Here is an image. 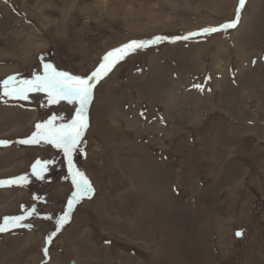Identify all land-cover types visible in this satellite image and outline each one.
<instances>
[{"label": "rangeland", "instance_id": "rangeland-1", "mask_svg": "<svg viewBox=\"0 0 264 264\" xmlns=\"http://www.w3.org/2000/svg\"><path fill=\"white\" fill-rule=\"evenodd\" d=\"M238 5L0 0V81L32 79L45 62L88 76L115 48L219 26ZM93 93L73 164L94 193L57 231L75 190L67 158L18 141L52 116L68 123L78 105L0 90V140L10 142L0 180L27 177L0 187V224L36 209L22 222L31 228L0 233V264H264V0H246L234 29L126 55Z\"/></svg>", "mask_w": 264, "mask_h": 264}, {"label": "snow or ice", "instance_id": "snow-or-ice-1", "mask_svg": "<svg viewBox=\"0 0 264 264\" xmlns=\"http://www.w3.org/2000/svg\"><path fill=\"white\" fill-rule=\"evenodd\" d=\"M245 4L246 0H239L235 19L221 24L218 28L208 27L202 29L200 32H191L184 36H156L151 40L130 41L108 52L103 57V62L99 67L88 76L72 75L66 71H58L52 63L45 62L43 63V73L35 75L32 79L19 80L13 75L0 81V90H2L3 97L28 100L30 93L43 92L46 93L49 104H59L61 101H67L69 104L78 105L75 110V116L68 123L57 124L55 123L57 117L52 116L46 121L37 123L35 126L36 131L30 137L18 141V143L23 145L39 144L41 141L46 142L59 149L67 158L68 171L71 175L75 190L68 200V211L56 221L57 231L70 220L74 205L84 197H90L94 193V189L88 178L78 168H75L73 164V155L80 150L84 133L89 126L87 110L93 99L95 82L99 81L110 72L119 60L123 59L126 55L134 53L138 49L146 48L164 40H170L171 42L189 40L197 35L211 34L216 31H227L228 29L235 28L239 23L240 13ZM41 60H43V57H41ZM194 87L199 88L201 91L204 90L202 85H194ZM141 115H143V113H141ZM9 143L8 140H0V146H7ZM46 163L47 162L37 161L36 164L33 165V173L41 179L43 176L40 175V172L44 170ZM22 182H27L26 176L15 177L10 180H0V187L21 184ZM35 212L36 209L32 208L27 211L25 215L4 217L3 223L0 224V233L18 227L31 228V224H24L22 222ZM48 219H51V217H48ZM55 235L56 232L49 235L47 238L49 244ZM237 235H242V233L238 232ZM48 251L47 247L43 249L45 256L48 255Z\"/></svg>", "mask_w": 264, "mask_h": 264}, {"label": "water", "instance_id": "water-1", "mask_svg": "<svg viewBox=\"0 0 264 264\" xmlns=\"http://www.w3.org/2000/svg\"><path fill=\"white\" fill-rule=\"evenodd\" d=\"M241 16H242V10H241V13H240V20H241ZM240 20H239V23H240ZM238 23V24H239ZM237 24V25H238ZM220 26V25H219ZM219 26H215V27H219ZM237 27V26H236ZM234 29V28H233ZM201 30H198V31H192V32H200ZM221 31H223V30H221ZM216 32H218V31H216ZM189 33H191V32H189ZM215 33V32H214ZM188 34V33H187ZM187 34H185V35H187ZM201 35H208V34H201ZM201 35H197V36H201ZM184 36V35H183ZM162 37H165V36H162ZM175 37V36H174ZM195 37V36H194ZM178 41H180V40H178ZM163 42H171L170 40H164V41H162V42H159V43H156V44H152V45H150V46H155V45H157V44H160V43H163ZM176 42V41H175ZM149 47V46H148ZM67 163H68V161H67Z\"/></svg>", "mask_w": 264, "mask_h": 264}, {"label": "flooded vegetation", "instance_id": "flooded-vegetation-1", "mask_svg": "<svg viewBox=\"0 0 264 264\" xmlns=\"http://www.w3.org/2000/svg\"><path fill=\"white\" fill-rule=\"evenodd\" d=\"M67 166H68V164H67ZM76 168V167H75ZM70 175V174H69ZM71 176V175H70Z\"/></svg>", "mask_w": 264, "mask_h": 264}]
</instances>
